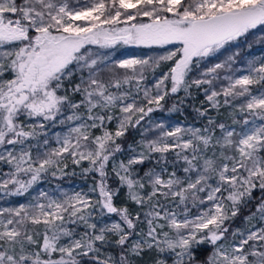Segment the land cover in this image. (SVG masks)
Listing matches in <instances>:
<instances>
[{
	"label": "snow or ice",
	"instance_id": "obj_1",
	"mask_svg": "<svg viewBox=\"0 0 264 264\" xmlns=\"http://www.w3.org/2000/svg\"><path fill=\"white\" fill-rule=\"evenodd\" d=\"M257 44L264 0H0V264H264Z\"/></svg>",
	"mask_w": 264,
	"mask_h": 264
},
{
	"label": "trees",
	"instance_id": "obj_2",
	"mask_svg": "<svg viewBox=\"0 0 264 264\" xmlns=\"http://www.w3.org/2000/svg\"><path fill=\"white\" fill-rule=\"evenodd\" d=\"M260 48V46L257 44V45H254L253 46V51H255L256 49ZM139 50L135 49V48H121L119 50V53H117L118 55H121V54H127V53H136L138 52ZM245 51H247V49H245ZM202 99V96L199 97L196 101L197 104H199V100ZM188 114L187 116H182L178 113H172V114H165V113H155L154 115L157 117V118H161V117H165L167 121H171V122H178V121H181V120H191L192 119V113H191V109H188L187 110ZM215 115V113H213ZM220 119H224V116H221ZM136 138L138 139L139 136L138 134L136 135ZM91 182V178H88V180H85L84 178H81V177H75V178H72V177H69V178H65V180L62 182L63 183V186H72V185H81V186H85L87 187L88 183ZM55 183V182H54Z\"/></svg>",
	"mask_w": 264,
	"mask_h": 264
},
{
	"label": "rangeland",
	"instance_id": "obj_3",
	"mask_svg": "<svg viewBox=\"0 0 264 264\" xmlns=\"http://www.w3.org/2000/svg\"><path fill=\"white\" fill-rule=\"evenodd\" d=\"M254 52L256 55H264V51H261L260 48L256 49ZM122 55L127 56V55H130V53L122 54ZM166 122H167V120H166ZM172 123H174V122H172ZM44 186L46 187L47 185H44ZM65 188L68 190H71L72 188H75L77 190H79L80 188H84L85 190L87 189V187H85V186L83 187L81 185H76V184L72 185V186H65Z\"/></svg>",
	"mask_w": 264,
	"mask_h": 264
}]
</instances>
